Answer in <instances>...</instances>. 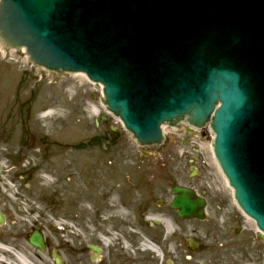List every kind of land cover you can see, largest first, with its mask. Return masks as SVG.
Instances as JSON below:
<instances>
[{
	"label": "water",
	"instance_id": "1",
	"mask_svg": "<svg viewBox=\"0 0 264 264\" xmlns=\"http://www.w3.org/2000/svg\"><path fill=\"white\" fill-rule=\"evenodd\" d=\"M0 37L59 77L102 83L143 146L164 140L162 124L209 119L235 198L264 231V0H2ZM173 192L180 217L205 219L203 199Z\"/></svg>",
	"mask_w": 264,
	"mask_h": 264
},
{
	"label": "rangeland",
	"instance_id": "2",
	"mask_svg": "<svg viewBox=\"0 0 264 264\" xmlns=\"http://www.w3.org/2000/svg\"><path fill=\"white\" fill-rule=\"evenodd\" d=\"M101 97V87L87 80L81 81L73 74L59 77L34 66L23 50L0 47V212L7 217L6 225L1 228V241L19 245L36 264H55L23 237L30 224L42 218L46 219L47 235L53 247L60 243L73 244L82 252L81 248L90 245V219L94 214L88 164L95 161L97 150L90 148L110 146L120 149L117 152L124 157L123 162L138 163L142 168L143 212L148 209L151 216L167 218L161 225L143 219L140 235H136L137 242L146 237L165 246L172 242L183 244L193 238L204 248V252L195 256V261L214 260V251L218 249L211 247L214 244L212 238L222 230L230 216L236 215L255 240L254 258L264 255V248L257 247L259 233L239 210L233 191L215 160L212 133L199 137L198 133L189 134L185 128L180 127L177 131L169 126L165 145L157 151L156 146L150 150V147H141L125 130L121 120L108 113ZM94 106L98 108V114ZM102 117L107 118L108 129H115L112 143L108 145L101 138L97 144L92 141L94 136L101 134L97 124L102 127ZM29 136H35L36 146H42V136L49 137L50 145L55 143V147L51 146L50 163L34 166V163L22 162L23 150L32 140ZM118 153L107 157L113 159L120 156ZM31 156L35 157V154ZM195 157L197 161L192 164ZM9 181L14 183V190L8 194L6 185ZM174 183L192 187L206 198L208 221L178 218L169 207ZM17 194L21 197H16ZM160 199L167 202L165 209L157 206ZM37 209L43 212H37ZM121 216L128 218L129 215L123 211ZM124 232L125 239L129 240L130 230L127 228ZM121 239L124 242L125 239ZM127 251L129 253V249ZM148 253L146 251V257L152 256Z\"/></svg>",
	"mask_w": 264,
	"mask_h": 264
},
{
	"label": "flooded vegetation",
	"instance_id": "3",
	"mask_svg": "<svg viewBox=\"0 0 264 264\" xmlns=\"http://www.w3.org/2000/svg\"><path fill=\"white\" fill-rule=\"evenodd\" d=\"M103 128L101 134L93 139L99 140L101 138L108 141L112 133L107 127ZM29 138L32 140L23 150L22 155L25 156L22 161L35 165L50 163L51 157L49 155H51L53 147L56 146L55 143L50 145L48 142L47 145L37 148L35 136L33 138L29 136ZM93 149L98 152L95 161L90 164V195L94 202L92 208L94 214L90 219V245L84 249L81 248L82 252L77 251L74 248L76 245L73 244L60 243L57 247H53L51 239L47 235L46 219L41 218L40 221L38 220L39 222L34 221L33 224H30L29 230L23 232L25 234L23 237L30 244V238L37 231L41 233L45 239L47 251L35 250L41 252L44 257L49 256L55 264L58 260L61 264H86V262L87 264H146V262L149 264H264V255L254 258L255 240L240 223L242 220L236 215L230 216L225 225L221 227L222 230L212 238L214 244L211 247L218 249L214 251L216 257L214 260L195 261V256L204 252V248L200 244L199 251L192 252L186 240L183 244H175L174 242L165 246L157 244L163 253V257L159 258L157 255V258L151 252L148 254L152 256L146 257L145 252L140 248V242H137L136 236V233L143 226V218H150L151 216L148 209L144 212L142 210V168L138 163L123 162L124 157L117 152L120 150L118 148L96 147ZM32 152L38 153V155L30 157ZM116 153L120 156H115L113 159L107 157ZM106 160L107 162H103ZM36 161L38 162L36 163ZM196 161L197 159H193V164ZM158 201L157 206L160 209L167 207L165 201L164 205ZM123 211L129 215L128 218L121 216ZM235 225L238 226L234 227ZM127 228L131 230L129 233V253L127 251L128 246L121 239V237L126 238L124 230ZM93 235L96 236L95 239L91 238ZM8 244L5 242L6 246ZM257 247L264 248V242L260 237ZM14 250L16 249L14 248ZM37 256L42 257L38 254ZM73 257L78 258L74 259Z\"/></svg>",
	"mask_w": 264,
	"mask_h": 264
},
{
	"label": "bare ground",
	"instance_id": "4",
	"mask_svg": "<svg viewBox=\"0 0 264 264\" xmlns=\"http://www.w3.org/2000/svg\"><path fill=\"white\" fill-rule=\"evenodd\" d=\"M2 46V44L0 43V47ZM74 77H76L77 79H81V81L82 80H87L88 79V77H87V75L85 74V73H75L74 75H73ZM94 110L96 111V113L98 114V112H99V110H98V108L96 107V106H94ZM49 113H51V112H49ZM48 113V114H49ZM50 115V114H49ZM48 116V115H47ZM210 121H209V119H208V121H207V126H209L210 127ZM162 126V129H163V132L166 134V130H167V128H169V125L168 124H162L161 125ZM180 126H182V127H184V128H189L190 130H192V131H196V130H198V129H196L195 130V128H198V127H195L194 125H192V124H190L189 123V119H188V117H186V118H184L183 119V121L180 123ZM171 128V127H170ZM177 131L179 130L178 128H175ZM171 130H174V128H172ZM214 134V133H213ZM214 139V138H213ZM214 142V140H212V143ZM212 146V145H211ZM212 150H213V146H212ZM216 160V162H218L217 161V159H215ZM219 168H220V170H221V172H222V174L224 175V178H225V182L228 184V186L232 189V191H233V194H235V190H234V188L230 185V183H229V181H228V179H227V177L225 176V174L223 173V171H222V168L219 166ZM47 187V186H46ZM37 212H43V211H41L40 209H37ZM246 215V214H245ZM247 216V215H246ZM247 218H248V221L250 222V224H251V226H254V227H256L257 228V224H256V222L253 220V219H251L250 217H248L247 216ZM151 219H156V220H159L160 222H164V221H166L167 219L165 218V217H163V216H160V217H155V218H151ZM23 222V221H22ZM257 231H258V228H257ZM258 232H260L261 234H264L262 231H258ZM1 229H0V236H1ZM1 241V240H0ZM2 242H4V241H2ZM8 244V243H7ZM146 245V247H147V249H149V250H151V251H153V252H155V253H157L158 255H160V257H161V252L158 250V248L154 245V244H152V243H149V245H147V244H145ZM14 248L16 249V250H14ZM17 251V252H16ZM0 264H36V263H34L33 262V260H30L29 258H28V256L22 251V249H21V247L20 246H14V245H10V244H8V246H6V247H3V246H0Z\"/></svg>",
	"mask_w": 264,
	"mask_h": 264
}]
</instances>
